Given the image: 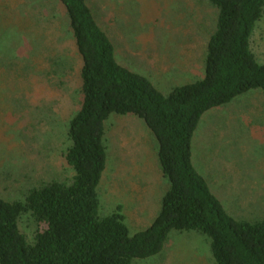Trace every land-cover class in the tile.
<instances>
[{"label": "rangeland", "instance_id": "obj_1", "mask_svg": "<svg viewBox=\"0 0 264 264\" xmlns=\"http://www.w3.org/2000/svg\"><path fill=\"white\" fill-rule=\"evenodd\" d=\"M125 68L162 92L203 75V57L217 12L207 0H87ZM66 12L56 0H0V197L23 201L33 187L69 180L67 127L81 102V61ZM253 51L264 64V15ZM107 167L100 214L122 206L132 234L147 229L168 188L158 145L136 117L106 122ZM193 164L228 213L264 219V93L252 90L213 109L193 139ZM33 240L31 215L19 221ZM135 264H215L208 239L173 231L163 251Z\"/></svg>", "mask_w": 264, "mask_h": 264}, {"label": "trees", "instance_id": "obj_2", "mask_svg": "<svg viewBox=\"0 0 264 264\" xmlns=\"http://www.w3.org/2000/svg\"><path fill=\"white\" fill-rule=\"evenodd\" d=\"M56 1L81 61V102L63 152L72 177L33 187L23 201L0 197V264H135L160 254L173 231L206 237L215 264H264V219L232 217L193 164L192 149L206 113L252 90L264 93V64L252 46L264 0H207L217 20L202 56L204 73L168 93L118 62L116 46L87 0ZM112 115L145 123L168 183L155 220L135 234L122 206L100 214L105 124ZM25 215L37 227L32 241L19 228Z\"/></svg>", "mask_w": 264, "mask_h": 264}]
</instances>
